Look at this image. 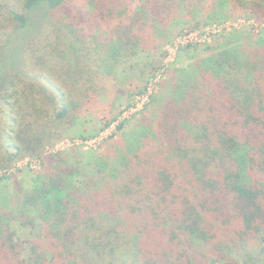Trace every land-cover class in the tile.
Masks as SVG:
<instances>
[{"label": "trees", "instance_id": "obj_1", "mask_svg": "<svg viewBox=\"0 0 264 264\" xmlns=\"http://www.w3.org/2000/svg\"><path fill=\"white\" fill-rule=\"evenodd\" d=\"M72 1L0 0V170L43 162L31 189L0 195V264H255L250 248L264 254L260 36L235 45L225 33L176 69L113 156L77 147L46 156L149 46L135 0L99 5L104 22L121 19L113 29L63 21L46 41Z\"/></svg>", "mask_w": 264, "mask_h": 264}, {"label": "rangeland", "instance_id": "obj_2", "mask_svg": "<svg viewBox=\"0 0 264 264\" xmlns=\"http://www.w3.org/2000/svg\"><path fill=\"white\" fill-rule=\"evenodd\" d=\"M112 1L73 0L70 10L53 16L56 26H50L46 41L53 39L54 29L59 30L63 21L79 22L81 27H86L90 18L94 23L97 20L104 22L99 17V5H109L108 8L112 9L109 4ZM12 2L14 4L16 0ZM244 2H251L255 7L244 8ZM134 5L131 14L138 20L135 26L137 30L141 29L138 33L141 32L149 41L147 50L133 60L137 63L133 69L131 64H126L127 71L122 67L119 69L116 73L118 80H113L108 86L110 89L102 93L92 109L86 111L61 140L47 149L46 156L69 152L74 147L84 153L97 151L101 156L103 153L113 156L117 143L123 141L122 135L137 127L141 116H134L144 110L150 96L159 91L161 83L176 69L208 56L212 51L207 49L222 44L225 41L223 36L228 32L236 34L230 35L235 45L247 44L246 36L250 31L260 36V40L255 39L258 44H264V0H135ZM75 14L80 15L79 21L73 20ZM120 20L114 17L100 26L95 25L94 29H113ZM108 121H112L110 126L103 129ZM124 122L126 131L119 132L118 127ZM42 163V159L25 157L8 169V175L0 170V195H5L6 190L14 193L19 184L24 190L31 189ZM21 236L29 239L33 235L27 229L21 230ZM249 251L255 255V264H264L261 249L251 247Z\"/></svg>", "mask_w": 264, "mask_h": 264}, {"label": "built area", "instance_id": "obj_3", "mask_svg": "<svg viewBox=\"0 0 264 264\" xmlns=\"http://www.w3.org/2000/svg\"><path fill=\"white\" fill-rule=\"evenodd\" d=\"M1 172V171H0ZM3 173L6 175V172L5 171H3Z\"/></svg>", "mask_w": 264, "mask_h": 264}]
</instances>
